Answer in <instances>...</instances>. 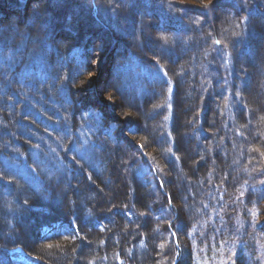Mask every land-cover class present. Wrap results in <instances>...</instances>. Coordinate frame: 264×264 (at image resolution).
I'll return each mask as SVG.
<instances>
[{
  "label": "trees",
  "instance_id": "obj_1",
  "mask_svg": "<svg viewBox=\"0 0 264 264\" xmlns=\"http://www.w3.org/2000/svg\"><path fill=\"white\" fill-rule=\"evenodd\" d=\"M263 9L0 4V264H264Z\"/></svg>",
  "mask_w": 264,
  "mask_h": 264
},
{
  "label": "rangeland",
  "instance_id": "obj_2",
  "mask_svg": "<svg viewBox=\"0 0 264 264\" xmlns=\"http://www.w3.org/2000/svg\"><path fill=\"white\" fill-rule=\"evenodd\" d=\"M12 1H14V0H0V4H3V6H8V3L12 2ZM185 1H186V3L188 5H191V6H194V5L201 6L202 4L209 3L210 1L214 2L215 0H202V1L201 0H197L196 2L192 1V0H185ZM255 1H257V2L260 1V3L262 2V4L264 5V0H255ZM53 5L56 6L57 4H55L53 2ZM215 7L212 9V13L213 14H218V12L221 11V8L215 9ZM148 8H149V6H147L146 4H144L143 6L140 5V10H145L146 11ZM212 24L213 23L211 21L210 25L212 26ZM44 26H45V24H44ZM102 37H104V38L106 37L105 33H102ZM113 47L115 48V43L110 47L111 48L110 51H112V52H113V49H114ZM110 51L107 50V53L106 52H102V53L96 54L93 57V60H92L91 65H90V71L88 73H86V75L83 77V79H84L83 81L84 82H82L83 83L82 85H84V86L90 85L89 88H92V89H94L96 87L95 90H94L95 92H93L94 93L93 96L95 98H97L95 100H96V103L98 104V106L102 107L103 105H105V107H106L105 109L107 110V112L110 111L111 114H115V118H117V120L121 121L120 123H124V122H126V119L122 116L123 114H120L121 113V109H122V111H125L123 109L124 107L121 105L120 101H118V99L116 97L112 98L110 96L111 89H109V82H111V74H110V67H108L109 64H110L109 62L111 60V53H112ZM246 56H248V53H246ZM87 92H88V90L85 89V91L84 90L82 91V94H87V96H89V94ZM188 92H189L188 90L185 91L186 94ZM261 93H262L261 90L256 92V94H258V97H259V95H261ZM109 102L111 104L113 103L115 105V113L113 111H111V109L109 107H107V104H105V103H109ZM261 104L264 106V101ZM119 111H120V113H119ZM125 115H127V114H125ZM122 134L126 135L125 132L124 133L122 132ZM132 141H134V140H132ZM144 144H145V146H147L146 147L147 152L155 159V157L153 156L154 149L151 148V146H149L147 143H144ZM156 161H157V163L160 162L157 159H156ZM160 163L158 165H160ZM112 186H114V185H112ZM110 188H111L110 190L113 191V188L112 187H110ZM110 190H109V192H111ZM60 193H61V191H56L52 195L53 197L51 196L52 197L51 199H52L53 202L57 198L60 197ZM261 206L264 207V203ZM25 239H27V237ZM27 240H29V239H27ZM61 257H63V255L60 256V258ZM31 260L35 261L34 258H32Z\"/></svg>",
  "mask_w": 264,
  "mask_h": 264
},
{
  "label": "water",
  "instance_id": "obj_3",
  "mask_svg": "<svg viewBox=\"0 0 264 264\" xmlns=\"http://www.w3.org/2000/svg\"><path fill=\"white\" fill-rule=\"evenodd\" d=\"M110 50H111V49H110ZM110 50H109V51H110ZM115 119H117V118H115Z\"/></svg>",
  "mask_w": 264,
  "mask_h": 264
}]
</instances>
